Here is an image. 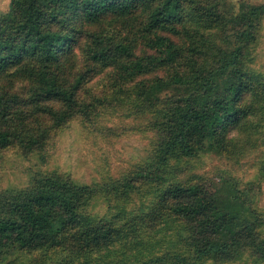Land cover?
Returning a JSON list of instances; mask_svg holds the SVG:
<instances>
[{
  "label": "trees",
  "instance_id": "1",
  "mask_svg": "<svg viewBox=\"0 0 264 264\" xmlns=\"http://www.w3.org/2000/svg\"><path fill=\"white\" fill-rule=\"evenodd\" d=\"M222 1L9 0L0 15V150L42 151L51 130L65 126L70 117L98 120V106L81 97L96 70L106 72L112 89L129 86L120 90L124 99H137L143 122L158 139L159 162L175 154L193 155L198 146L233 144L230 134L246 128L243 122L249 126L248 97L259 89L239 64L264 5L240 1V13L218 15L223 26L213 43L200 41L180 13L187 6L198 19L217 16L213 11ZM120 22L130 31L111 30ZM79 50L84 68L77 65ZM84 188L46 176L42 187L0 192V254L7 246L32 250L63 243L73 218L66 212L73 213ZM245 194L221 176L214 182L169 184L160 200L200 236L194 258L247 248L264 260V238L254 242L251 237L261 234L258 215ZM133 235L123 232L119 242L138 244ZM169 255L178 258L168 251L142 264Z\"/></svg>",
  "mask_w": 264,
  "mask_h": 264
},
{
  "label": "rangeland",
  "instance_id": "2",
  "mask_svg": "<svg viewBox=\"0 0 264 264\" xmlns=\"http://www.w3.org/2000/svg\"><path fill=\"white\" fill-rule=\"evenodd\" d=\"M240 1L264 5V0H223L218 11H213L217 16L198 19L197 12L192 15L187 6L180 13L200 41L213 43L220 39L223 26L218 15L240 13ZM8 4L9 0H0V15ZM112 26L111 30L130 31L124 22ZM97 28L100 26L85 30ZM77 65L85 66L80 50ZM239 68L259 87L248 97L252 110L249 126L243 122L246 128L231 132L234 143L223 149L198 146L193 155L175 154L162 163L158 161V139L143 122L137 99H124L120 90L129 91V86L120 84L112 89L111 81L104 77L106 72L96 70L81 97L92 107L98 106V120L70 117L65 126L51 130L42 151L23 154L12 146L0 150V192L17 194L42 187L46 176L85 187L79 191L82 196L73 213L66 212L69 220L73 218L63 243L32 250L7 246L0 254V264H142L168 251L178 258L169 255L154 264H264L247 248L229 256L194 258L193 245L199 243L200 236L183 218L170 215L160 200L161 191L169 184L214 182L222 176L239 190H246L261 231L259 236L252 233V241L264 238V10L255 21L253 38L243 49ZM111 94L118 99L106 100ZM130 231L138 244H121L123 232Z\"/></svg>",
  "mask_w": 264,
  "mask_h": 264
}]
</instances>
